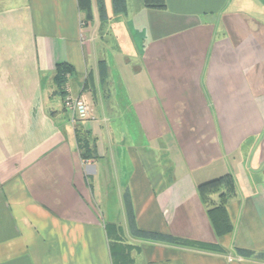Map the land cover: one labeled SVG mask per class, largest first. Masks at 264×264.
<instances>
[{"label": "crops", "instance_id": "1", "mask_svg": "<svg viewBox=\"0 0 264 264\" xmlns=\"http://www.w3.org/2000/svg\"><path fill=\"white\" fill-rule=\"evenodd\" d=\"M163 1L0 0V264H264V0Z\"/></svg>", "mask_w": 264, "mask_h": 264}, {"label": "trees", "instance_id": "2", "mask_svg": "<svg viewBox=\"0 0 264 264\" xmlns=\"http://www.w3.org/2000/svg\"><path fill=\"white\" fill-rule=\"evenodd\" d=\"M100 5L103 7L102 0H100ZM145 5L151 8H164L165 3L163 0H145ZM103 10V8H102ZM71 72L70 67L59 66L57 68V73L55 77V83L58 85L60 89V93L62 95V99L65 96V86L67 83L66 75ZM235 181L231 175H225L223 177L214 179L212 181L205 182L197 187L198 194L201 200L204 203L210 202V197L215 194H220V198L222 200V204H225L228 199L232 198L235 195ZM223 207V205H222ZM221 208V207H220ZM220 208L212 210H219ZM175 244L183 245L184 243L180 240H174Z\"/></svg>", "mask_w": 264, "mask_h": 264}, {"label": "built area", "instance_id": "3", "mask_svg": "<svg viewBox=\"0 0 264 264\" xmlns=\"http://www.w3.org/2000/svg\"><path fill=\"white\" fill-rule=\"evenodd\" d=\"M65 92L66 93L63 98L65 108L71 111L80 120H87L91 118L88 105L84 98L72 96L67 86L65 88Z\"/></svg>", "mask_w": 264, "mask_h": 264}, {"label": "rangeland", "instance_id": "4", "mask_svg": "<svg viewBox=\"0 0 264 264\" xmlns=\"http://www.w3.org/2000/svg\"><path fill=\"white\" fill-rule=\"evenodd\" d=\"M235 181V180H234ZM116 232H115V234H116V236L119 238V231L117 230V228H116V230H115ZM120 239V238H119ZM122 248H124V249H122V252H123V254H125V253H127L126 251H125V247H123L122 246ZM128 254H126V256H127ZM124 262H126V260L124 259Z\"/></svg>", "mask_w": 264, "mask_h": 264}]
</instances>
